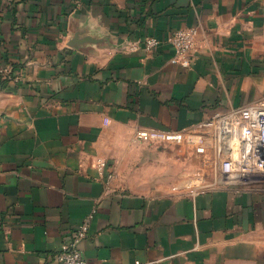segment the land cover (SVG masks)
<instances>
[{"label": "crops", "instance_id": "obj_1", "mask_svg": "<svg viewBox=\"0 0 264 264\" xmlns=\"http://www.w3.org/2000/svg\"><path fill=\"white\" fill-rule=\"evenodd\" d=\"M0 66V264H56L87 215V264H264V182L227 183L214 137H134L264 95V0H0Z\"/></svg>", "mask_w": 264, "mask_h": 264}, {"label": "built area", "instance_id": "obj_2", "mask_svg": "<svg viewBox=\"0 0 264 264\" xmlns=\"http://www.w3.org/2000/svg\"><path fill=\"white\" fill-rule=\"evenodd\" d=\"M196 27H185L173 31L166 37L167 44L173 50L172 62L188 66L187 54L194 48ZM147 50L159 45L155 36L146 37L143 41ZM139 42H133L135 49ZM5 76L6 68L0 66ZM134 137L141 143L160 145H185L191 147L196 154L208 153V142L216 138L226 153L227 183L251 185L264 182V96L255 101L233 108L226 113L203 119L183 129H165L158 127H138ZM98 169L104 171L107 163L99 160ZM113 173L107 175L111 179ZM91 215L71 232L60 245L55 254L56 264H87L79 250V242L86 236Z\"/></svg>", "mask_w": 264, "mask_h": 264}, {"label": "rangeland", "instance_id": "obj_3", "mask_svg": "<svg viewBox=\"0 0 264 264\" xmlns=\"http://www.w3.org/2000/svg\"><path fill=\"white\" fill-rule=\"evenodd\" d=\"M264 96V95H263Z\"/></svg>", "mask_w": 264, "mask_h": 264}]
</instances>
